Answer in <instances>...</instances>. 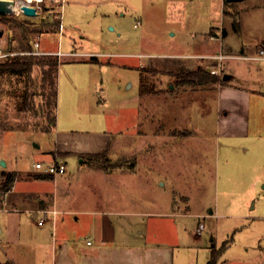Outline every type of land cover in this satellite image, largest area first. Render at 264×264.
<instances>
[{
	"label": "rangeland",
	"instance_id": "obj_1",
	"mask_svg": "<svg viewBox=\"0 0 264 264\" xmlns=\"http://www.w3.org/2000/svg\"><path fill=\"white\" fill-rule=\"evenodd\" d=\"M58 2L38 3L37 20L0 13L9 53L0 64L35 56L30 75L0 72V155L8 168L28 173L37 160H53L56 132L77 131L70 140L81 143L113 133L104 156L90 161V153H80V165L75 155L66 158L75 191L69 202L84 205L97 195L103 203L135 211L133 237L168 244L175 264H208L211 250L226 240L217 264H264V61L229 55L240 49L255 54L264 42V0H223L222 6L221 0ZM44 18L61 20V28ZM180 26L185 34L172 35ZM211 27L227 32L207 41ZM21 42L30 49L21 50ZM57 48L67 53H55ZM204 51L225 55L216 58L220 72L212 73L207 64L189 68H208L220 78L196 85L176 81V55L187 60L185 54ZM51 59L58 63L56 105L48 101L49 80L42 83ZM228 72L240 74L233 85L221 80ZM222 84L251 93L246 134L223 132L237 119L232 107L247 99L229 91L220 96ZM26 88L28 108L20 96ZM220 105L230 112L224 122ZM47 112L56 117L55 125ZM53 155L63 159L58 149ZM4 168L0 164V264H50L47 245L33 250L7 236ZM99 171L112 172L108 181ZM42 230L51 236L48 223L36 222L29 231Z\"/></svg>",
	"mask_w": 264,
	"mask_h": 264
},
{
	"label": "crops",
	"instance_id": "obj_2",
	"mask_svg": "<svg viewBox=\"0 0 264 264\" xmlns=\"http://www.w3.org/2000/svg\"><path fill=\"white\" fill-rule=\"evenodd\" d=\"M50 1L55 3L60 2V0ZM40 2L44 3V0H39ZM222 3L223 0H221V6ZM53 7H55L54 4L50 6V8ZM184 29L185 26H180L178 31H172L171 34H185ZM223 29L224 32L218 33L217 30H213V27L209 28L207 41L221 39V34L227 32L226 28ZM53 50H57L55 53H58V51L63 52L60 48ZM240 51L243 54L252 55L244 51V49H240ZM219 52L204 51L188 53L185 54L189 56L187 60H182L176 55L177 61L174 65L178 69L183 66L194 67L201 64H207L214 68L220 67L215 57H205L217 55ZM66 53L63 52V55ZM229 55L233 57L236 54ZM235 58L248 60L247 58ZM162 62L161 64L165 63L164 61ZM175 71L173 70L172 72ZM225 74L230 75V78L226 81L228 85H233V80L238 79L240 75L236 72ZM140 83L138 85L139 98L142 96L140 94ZM224 84L219 87L220 96L225 91H229V95L233 94L236 97L243 94L246 96L247 104L242 107H232L235 109L234 112L238 113L237 119H234L233 123L228 125L223 132L231 135L238 133L246 134L249 130L253 114L250 107L251 93L249 89L248 91H243L227 87ZM258 92L261 94L260 91ZM229 114V111L224 110L221 105L219 106L218 117L220 115V120L224 122ZM66 131L56 132L57 140L55 141L54 148L51 150L52 156H54V150L58 149L63 157L61 159L66 164V158L70 155L76 156L78 165L84 164L82 158L79 156L80 153L100 152L110 145L113 137L114 139L116 138L113 133L105 131L103 134L88 138L81 143L79 140L75 142L70 140L71 137L77 135V131ZM5 162L6 165L3 166V168L5 167L3 171L6 173H16L13 188L8 192L1 206L7 213L6 217L8 221L5 223V227L7 236L13 243L30 245L34 248L33 250L38 249L39 251L43 248V245H47V255L50 258V264H175L174 251L166 246L168 244L153 241L146 242L142 241L141 238L133 237L135 235V231L133 230L135 211L127 208L118 209L113 207V205H108V203H111L108 201L103 203V198L96 194L94 199H91L93 201L88 204L74 205L69 202V196L75 191L72 189L70 176L66 175L68 166L64 173L52 176L41 172L34 165V170L28 171V173L9 169L7 161ZM99 172L102 175L101 178H104L106 181H108V174L112 173ZM5 175L4 173L1 180H4ZM111 200H113V197L109 201ZM43 208L57 209L55 216L49 213L45 222L48 223L50 237L44 236L45 230H42L43 233L29 231L32 225L37 222L38 212ZM154 215H158V213H154ZM175 215L177 214L175 213ZM138 233L142 235L143 231L140 230Z\"/></svg>",
	"mask_w": 264,
	"mask_h": 264
},
{
	"label": "trees",
	"instance_id": "obj_3",
	"mask_svg": "<svg viewBox=\"0 0 264 264\" xmlns=\"http://www.w3.org/2000/svg\"><path fill=\"white\" fill-rule=\"evenodd\" d=\"M44 9L46 10L47 6L43 5ZM49 9V8H48ZM49 20V21H47ZM43 22L45 24L49 23L51 25H59L61 24V20H55L51 22L50 19L44 18ZM224 32V29H223ZM20 47L22 48L21 50L26 51L30 49L29 45H26L25 43L21 42ZM24 58L21 59V56H16L14 58H11L7 60L6 62H3L0 64V72H10V73H22L25 71L28 75H30V72L33 68V63L35 62V56L33 55H26L23 56ZM49 64V70H42V83L44 84L45 82L49 80V85L52 87V101L49 99V103L53 105H56L55 103L57 102V83H56V78H57V71H58V63L57 60L51 59L48 62ZM225 74V73H224ZM223 74V75H224ZM223 75L221 76V80L225 82L226 80L223 79ZM174 77L176 78V81H179L180 83H186V84H191V85H196V84H203L208 81H214L219 79L220 77L210 74L208 68H197L196 70H192L189 67H181L179 72L174 74ZM142 78V76H141ZM144 92V87L142 86V81L140 83V94H143ZM20 96L22 98V101L25 103L27 108L29 107V102H28V96L29 92L28 89L24 90L22 93H20ZM49 105V104H48ZM50 112H47V116L50 119V122L53 125H55L56 122V117L55 116H50ZM5 129H13V128H7L4 127ZM106 148L101 150L100 152L96 153H90L88 154L87 159L92 160L93 157L97 156H104L106 154ZM16 178V173L15 172H9L5 175L4 182L2 185L1 190H8L11 189L13 186L14 180ZM228 243V240L224 242L222 247L220 249H212L211 250V256L208 261V264H217L218 257L220 256L222 250L225 248V244Z\"/></svg>",
	"mask_w": 264,
	"mask_h": 264
},
{
	"label": "built area",
	"instance_id": "obj_4",
	"mask_svg": "<svg viewBox=\"0 0 264 264\" xmlns=\"http://www.w3.org/2000/svg\"><path fill=\"white\" fill-rule=\"evenodd\" d=\"M34 2H36L34 4ZM24 3L33 5L36 7V10L38 11V14L40 16V10H41V6L38 4L39 0H29V1H25ZM23 4V3H22ZM21 4V5H22ZM21 9V13L17 14L20 15L22 17H26V18H33L32 16L26 15L24 14V11ZM16 14V13H15ZM139 23V22H138ZM60 28H61V24H60ZM38 45V42H36V46ZM4 41L2 39V37H0V58L7 56L9 53H6L4 51ZM59 54H63V52L58 51ZM225 55L218 53L217 55L214 56H205V57H215V58H219V57H224ZM228 56V55H226ZM235 57H239V58H247V59H256V60H264V42H262L258 48L255 54L252 55H247V54H243V53H239L234 55ZM233 56V57H234ZM212 73L214 74H218L220 72V68H213L210 70ZM35 168H37L38 170H40L41 172L48 174V175H52V176H56L60 173H64L66 171V163L62 160H60L58 158L57 155L53 156V160L51 162H43V161H37L34 164ZM13 188V186L11 187V189ZM4 190L2 191V193H4V196H6V194L11 190ZM39 214L37 215V223L38 224H43L46 222L48 214L52 213L53 216H55V214L57 213V209L53 208V209H46L43 208L41 209L39 212ZM204 225L202 222H200L197 226V231L198 233L201 232V230L203 229Z\"/></svg>",
	"mask_w": 264,
	"mask_h": 264
},
{
	"label": "water",
	"instance_id": "obj_5",
	"mask_svg": "<svg viewBox=\"0 0 264 264\" xmlns=\"http://www.w3.org/2000/svg\"><path fill=\"white\" fill-rule=\"evenodd\" d=\"M225 1H226V2H233V1H238V0H225ZM21 8H22V10L24 11V14H26V15H29V16H32V17L39 15V14H38V11L36 10V7L33 6V5H30V4H27V3H23V4L21 5ZM12 12H13L12 9L6 8V6L0 4V13H12ZM13 13H14V12H13ZM2 35H3V31L0 30V37H1ZM229 78H230V75H229V74H224V75H223V79L227 80V79H229ZM0 164H1L2 166H5V165H6L5 160L1 159V160H0ZM211 212H212V211H211Z\"/></svg>",
	"mask_w": 264,
	"mask_h": 264
},
{
	"label": "bare ground",
	"instance_id": "obj_6",
	"mask_svg": "<svg viewBox=\"0 0 264 264\" xmlns=\"http://www.w3.org/2000/svg\"><path fill=\"white\" fill-rule=\"evenodd\" d=\"M25 1H29V0H11L10 3L8 5L6 4H2L4 6H6V8L12 9V11L16 14H20L21 13V4L24 3ZM34 19H38L39 15L34 16Z\"/></svg>",
	"mask_w": 264,
	"mask_h": 264
}]
</instances>
